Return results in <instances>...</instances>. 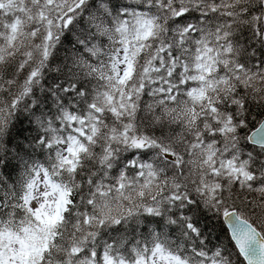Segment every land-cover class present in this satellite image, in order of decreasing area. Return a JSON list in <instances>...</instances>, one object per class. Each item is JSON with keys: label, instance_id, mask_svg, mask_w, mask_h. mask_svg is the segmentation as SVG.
I'll return each instance as SVG.
<instances>
[{"label": "snow or ice", "instance_id": "snow-or-ice-1", "mask_svg": "<svg viewBox=\"0 0 264 264\" xmlns=\"http://www.w3.org/2000/svg\"><path fill=\"white\" fill-rule=\"evenodd\" d=\"M0 264H264V0H0Z\"/></svg>", "mask_w": 264, "mask_h": 264}]
</instances>
